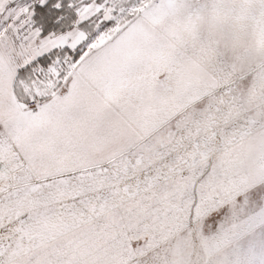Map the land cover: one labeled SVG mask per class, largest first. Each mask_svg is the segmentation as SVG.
<instances>
[{"label": "snow or ice", "instance_id": "1", "mask_svg": "<svg viewBox=\"0 0 264 264\" xmlns=\"http://www.w3.org/2000/svg\"><path fill=\"white\" fill-rule=\"evenodd\" d=\"M0 264H264V0H0Z\"/></svg>", "mask_w": 264, "mask_h": 264}]
</instances>
